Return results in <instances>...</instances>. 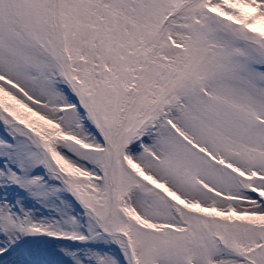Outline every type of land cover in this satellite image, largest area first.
I'll return each mask as SVG.
<instances>
[{"label": "snow or ice", "instance_id": "snow-or-ice-1", "mask_svg": "<svg viewBox=\"0 0 264 264\" xmlns=\"http://www.w3.org/2000/svg\"><path fill=\"white\" fill-rule=\"evenodd\" d=\"M0 264H264V0H0Z\"/></svg>", "mask_w": 264, "mask_h": 264}]
</instances>
